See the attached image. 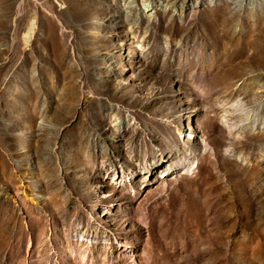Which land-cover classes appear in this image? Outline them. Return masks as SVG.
<instances>
[{"label": "rangeland", "instance_id": "obj_1", "mask_svg": "<svg viewBox=\"0 0 264 264\" xmlns=\"http://www.w3.org/2000/svg\"><path fill=\"white\" fill-rule=\"evenodd\" d=\"M0 264H264V0H0Z\"/></svg>", "mask_w": 264, "mask_h": 264}, {"label": "bare ground", "instance_id": "obj_2", "mask_svg": "<svg viewBox=\"0 0 264 264\" xmlns=\"http://www.w3.org/2000/svg\"><path fill=\"white\" fill-rule=\"evenodd\" d=\"M237 40H238V46L241 49V52L243 53V61H247L249 59H252L255 55V53L252 51L251 53L248 52L249 48L251 47V39H250V31H244L240 34L235 33L233 30H231Z\"/></svg>", "mask_w": 264, "mask_h": 264}]
</instances>
